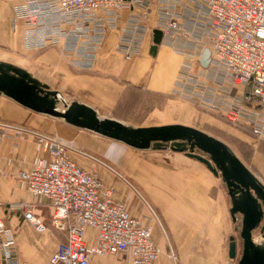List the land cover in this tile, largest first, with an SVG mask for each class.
Wrapping results in <instances>:
<instances>
[{
    "label": "built area",
    "instance_id": "1",
    "mask_svg": "<svg viewBox=\"0 0 264 264\" xmlns=\"http://www.w3.org/2000/svg\"><path fill=\"white\" fill-rule=\"evenodd\" d=\"M13 30L24 46L58 48L77 67L89 69L109 29L124 20L118 49L137 53L145 34L158 27L163 40L184 55L173 93L232 122H242L264 140V0H18ZM126 13V16H124ZM209 48V62L201 63ZM47 157L18 171L32 194L52 207L51 224L63 232L47 264H90L95 254L129 256L130 264H154L161 253L152 224L115 197L96 168L76 161V146L60 135L28 130ZM0 130V138L9 136ZM40 231L48 225L35 203H17ZM153 216L154 209L151 207ZM155 217V216H154ZM95 229L87 239V228ZM0 264H30L18 257L16 233L0 218Z\"/></svg>",
    "mask_w": 264,
    "mask_h": 264
},
{
    "label": "crops",
    "instance_id": "2",
    "mask_svg": "<svg viewBox=\"0 0 264 264\" xmlns=\"http://www.w3.org/2000/svg\"><path fill=\"white\" fill-rule=\"evenodd\" d=\"M18 2L0 0V59H6L2 56L10 51L14 52L33 74L69 98L92 104L100 113L134 125L181 122L201 128L203 123L212 119L213 112L173 93L184 58L178 43L167 38L152 55L149 52L151 30L145 34L139 51L126 56L118 49L121 30L125 25L121 20L118 28L108 30L93 66L83 69L72 65L56 47L34 50L24 46L22 29L13 30L12 25L14 5ZM1 129H7L11 134L0 138V218L16 233L21 261L47 264L58 242L64 239L63 232L51 224L52 207L47 199L32 194L25 181L18 176L20 169L30 167L41 157H47L43 144L28 130L54 133L74 141L79 149L71 151L72 157L84 166L96 168L105 183L116 188V198L130 201L131 195L124 180L101 163L104 162L103 157L98 156L103 160L98 162L89 155L93 154L89 150H93L111 156L108 139L112 141L109 145L122 147V150L130 147L127 144L74 126L61 118L35 112L2 94ZM259 142L252 162L257 163L258 174L264 181V140ZM186 181H196L195 186L189 184L186 189L180 188L183 198L178 199L177 203L186 211L169 212L167 217L163 214L171 231L172 242L168 238L165 240L166 231L162 236L155 219L146 220L153 223V238L161 248L154 264H238V258H231L228 250L229 236L236 230L229 211L231 202L227 190L213 172L211 176L191 173ZM22 201L35 203L34 211L49 226L48 229L37 230L24 218L17 205ZM144 204L149 208L145 215H151L149 204L146 201ZM94 231L92 227L87 228V239ZM169 243L175 245V255L168 252ZM90 264H130V260L123 252L95 254Z\"/></svg>",
    "mask_w": 264,
    "mask_h": 264
},
{
    "label": "water",
    "instance_id": "3",
    "mask_svg": "<svg viewBox=\"0 0 264 264\" xmlns=\"http://www.w3.org/2000/svg\"><path fill=\"white\" fill-rule=\"evenodd\" d=\"M162 38V29L153 28L150 54L155 55ZM209 55V48H205L203 65L208 64ZM0 94L30 110L61 118L132 148H169L203 162L221 178L230 198L229 211L238 235L229 236V256H238L240 244L238 264H264V181L222 138L186 123L134 125L102 114L96 106L68 98L27 67L7 59H0Z\"/></svg>",
    "mask_w": 264,
    "mask_h": 264
},
{
    "label": "rangeland",
    "instance_id": "4",
    "mask_svg": "<svg viewBox=\"0 0 264 264\" xmlns=\"http://www.w3.org/2000/svg\"><path fill=\"white\" fill-rule=\"evenodd\" d=\"M10 52L4 54L2 57L24 66V61L18 54ZM212 116V119L203 123L201 128L229 143L245 163L258 174L259 167L252 160L255 147H257V144L259 145L260 140L248 132L243 127L244 124L242 122H232L222 114L212 113ZM66 141L75 145L74 141ZM111 142L108 139L107 147H109L110 151L112 150L111 156H105L100 151L93 150H89L93 152V154L89 155L93 159L98 160V162H101L102 159L100 160V158L103 157L104 162L101 163L113 169L114 173L124 180L127 191L131 195L130 201H127L130 208L136 210L140 214L139 216L144 215L146 217L145 219L141 217L145 222L147 219L150 220V218L155 219L156 226L157 224L160 226L162 236L165 235L166 231L167 235L165 240L169 239L172 242L171 231L163 214H166L167 217V213L169 212L173 214L181 212L182 210L186 211V208L182 209V207H179L177 200L183 198L179 192L180 188L186 189L189 187V184L195 186L196 181H186L187 176L191 173L192 175L202 174L204 176H211L212 171L203 162L183 152L173 151L169 148L140 150L126 147V150H122V147L109 145ZM76 149L78 150L79 148ZM98 156L101 157L99 158ZM217 177L222 186L225 187L221 178L219 176ZM173 184L175 185V189L172 187ZM144 200L149 204L150 209L151 207L154 209L155 217L153 216L152 210L151 215H145L149 208L144 204ZM233 233L238 235L237 231ZM237 238L238 242H240L238 236ZM169 249L168 252L172 255H175L177 252L175 245L172 246L170 244ZM240 253L241 247L239 244L237 258ZM176 262L178 263V261Z\"/></svg>",
    "mask_w": 264,
    "mask_h": 264
},
{
    "label": "trees",
    "instance_id": "5",
    "mask_svg": "<svg viewBox=\"0 0 264 264\" xmlns=\"http://www.w3.org/2000/svg\"><path fill=\"white\" fill-rule=\"evenodd\" d=\"M245 129H247L248 132H250L252 134V132L250 131V129L246 126H243ZM253 135V134H252Z\"/></svg>",
    "mask_w": 264,
    "mask_h": 264
}]
</instances>
